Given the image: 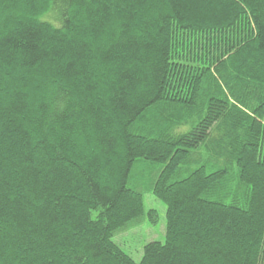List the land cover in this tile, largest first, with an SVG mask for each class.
I'll list each match as a JSON object with an SVG mask.
<instances>
[{"label":"trees","instance_id":"obj_1","mask_svg":"<svg viewBox=\"0 0 264 264\" xmlns=\"http://www.w3.org/2000/svg\"><path fill=\"white\" fill-rule=\"evenodd\" d=\"M0 264H264V0H0Z\"/></svg>","mask_w":264,"mask_h":264},{"label":"rangeland","instance_id":"obj_2","mask_svg":"<svg viewBox=\"0 0 264 264\" xmlns=\"http://www.w3.org/2000/svg\"><path fill=\"white\" fill-rule=\"evenodd\" d=\"M144 200L146 213L154 209V217L150 219V216L144 215L139 225L113 238L121 249L135 261H139L142 257L145 244L150 241L164 240L165 207L153 196L146 194Z\"/></svg>","mask_w":264,"mask_h":264}]
</instances>
